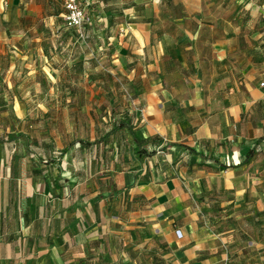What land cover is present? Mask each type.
I'll return each mask as SVG.
<instances>
[{
    "label": "crops",
    "instance_id": "1",
    "mask_svg": "<svg viewBox=\"0 0 264 264\" xmlns=\"http://www.w3.org/2000/svg\"><path fill=\"white\" fill-rule=\"evenodd\" d=\"M55 1L0 0V264H140L152 242L172 264H230L264 211V64L234 59L205 0H154L121 28L94 18L109 70L91 78L80 41L52 60Z\"/></svg>",
    "mask_w": 264,
    "mask_h": 264
},
{
    "label": "rangeland",
    "instance_id": "2",
    "mask_svg": "<svg viewBox=\"0 0 264 264\" xmlns=\"http://www.w3.org/2000/svg\"><path fill=\"white\" fill-rule=\"evenodd\" d=\"M153 1L154 0H81V6L85 8L86 15L89 18L87 24L80 30L75 29V31H72L69 29L68 31H64L66 30L63 27L66 11L64 7H61V4L62 6L64 4V0H56L55 10L62 11L63 17H60V22H55V29L62 32L63 36L59 38L61 46H63V44L67 46L62 48L59 52H56L57 54H52V60L56 61V64H66L71 56L74 55V53L69 52V42L73 44V42L77 40L80 41L79 46L83 51L82 54L80 53V57L83 56L87 58V62L90 64L88 65L89 76L95 78V75L98 74L100 69H102L101 71L104 75H107L108 73H106V70L108 68L106 64H109V62L106 55L103 54V67L100 68L98 61L100 55L95 52L97 50L95 47L97 42H95L94 37L91 35L96 23L94 18L97 19L98 16L103 17V19L105 17H110L113 21L112 27L118 26L121 28L127 23L129 16H142L145 12H149V6L154 4ZM45 2L46 0H39L40 4H44ZM205 2L208 5L207 13L213 18L216 26L223 29L224 25L225 29L223 30L230 34L235 47L242 50L241 55L234 54V59L243 62V52L245 50L247 52L250 51L248 54L246 52L244 53L245 60H253L256 64H264V0H205ZM48 12L51 11L48 10ZM103 24L104 31L110 30V21L107 23L104 22ZM83 32L88 34V40L81 36ZM102 44L105 46L106 38H103ZM77 57L79 56L77 55ZM37 62H40V64L44 63L42 58H40V60L37 59ZM0 64H6V62H0ZM41 74L44 77L46 76L44 71H41ZM66 80L68 81V79ZM80 81L81 85H78L75 89L78 87L82 88V79ZM107 81L109 80L107 79ZM119 89L121 90V95H123L126 86L122 85ZM48 104L56 106L54 101H50ZM46 136L47 133L44 134V137ZM262 186L264 188V180ZM234 224V222H227L224 225L227 227H234ZM132 240L136 243L141 240V236L137 235V238L134 237ZM157 244L158 243L152 242L150 250L155 249ZM157 248L159 249L156 255L158 261L154 264H172V261L170 262L171 258L168 257V254H165V252L168 251L162 250L159 246ZM117 249L119 257L131 251L137 252L136 254L140 252L133 244H120L117 246ZM230 249L232 250L230 252V264H264V211L257 217V223L251 218L239 222V228L232 238ZM150 250H145V253H143L144 255L140 257V264H147V257L152 258ZM73 255L74 258L72 259ZM84 256L85 257L82 259H79L78 253L65 254L61 256L62 260L60 262L61 264H109L107 260L108 257H105L101 262L87 263L85 261L87 255L84 254ZM60 262H57V264H60ZM118 264H122V261L119 260Z\"/></svg>",
    "mask_w": 264,
    "mask_h": 264
},
{
    "label": "built area",
    "instance_id": "3",
    "mask_svg": "<svg viewBox=\"0 0 264 264\" xmlns=\"http://www.w3.org/2000/svg\"><path fill=\"white\" fill-rule=\"evenodd\" d=\"M81 0H65L64 8L66 15L64 16L65 27H77L84 26L89 20L86 15V10L81 6ZM179 235V232L176 231Z\"/></svg>",
    "mask_w": 264,
    "mask_h": 264
},
{
    "label": "trees",
    "instance_id": "4",
    "mask_svg": "<svg viewBox=\"0 0 264 264\" xmlns=\"http://www.w3.org/2000/svg\"><path fill=\"white\" fill-rule=\"evenodd\" d=\"M258 143H259V141H258ZM252 155H253V152L250 151V152L247 154V156H246V161L249 160V159L252 157Z\"/></svg>",
    "mask_w": 264,
    "mask_h": 264
}]
</instances>
